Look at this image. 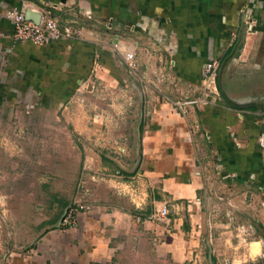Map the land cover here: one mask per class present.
<instances>
[{
  "label": "crops",
  "instance_id": "obj_1",
  "mask_svg": "<svg viewBox=\"0 0 264 264\" xmlns=\"http://www.w3.org/2000/svg\"><path fill=\"white\" fill-rule=\"evenodd\" d=\"M1 1L8 8L21 6L20 0ZM29 1L72 26L76 35L42 47L13 45L12 25L0 16V161L7 158L13 165L15 154L25 152L26 140L8 131L26 129L16 121L34 109L67 118L74 131L86 135L84 140L95 135L89 127L99 126L96 121L107 130L126 122L132 111L128 101L120 109L100 110L113 118L94 115L92 121L73 103L97 60L105 84L130 99L123 85L130 81L132 61L140 101L137 154L129 169L105 153L101 160L142 184L141 198L133 211L88 205L74 213L69 227H62L66 206L47 229L25 240L17 237L15 223L9 225L8 213L0 218V264H111L124 252V242L138 255L139 245L152 240H164L161 252L174 251L168 241L183 245L185 257L204 237L210 244L221 242L222 253L209 248L215 264H264V145L259 141L264 110L236 109L222 99L182 113L164 100L165 95L186 100L200 94L201 68L212 59L219 67L228 59L222 86L231 99L264 100V95L242 90L249 82L264 83V0ZM156 91L162 95L154 96ZM12 146L21 148L10 153L5 147ZM9 168L13 171L0 169V182L13 187L17 172ZM26 186L16 187L29 193ZM5 205L12 209L9 202ZM163 205L165 218L158 216Z\"/></svg>",
  "mask_w": 264,
  "mask_h": 264
},
{
  "label": "rangeland",
  "instance_id": "obj_2",
  "mask_svg": "<svg viewBox=\"0 0 264 264\" xmlns=\"http://www.w3.org/2000/svg\"><path fill=\"white\" fill-rule=\"evenodd\" d=\"M95 63L97 65L93 66L87 84L85 83V86L76 92L78 95L74 99V106L76 109H83L85 117H90V121H92L94 115L113 118L110 111L104 110L105 113L102 114L100 110L120 109V107H124L125 101H128L130 103L127 104V109L132 111L126 122L112 124V129L107 130L104 126L99 128L100 123L96 121L99 126L89 127L91 131L94 130L92 132L95 135L90 134L91 139L84 140L83 137L86 135L74 131V127L67 123V118L65 120L60 114L45 113L39 109H34L30 115H24L20 121L18 119L16 121V125L19 122L26 129L8 131L12 138L21 139V142L24 138L27 146L26 154L25 152L22 153V149L19 154H15L17 156H14L13 165L7 158L0 161V169L3 168V171L12 172L13 170L9 168L12 166L17 172L15 178H11L13 187L12 185L8 187L6 180L0 182V218H7V214L10 213L9 225L12 227L15 223L16 235L20 239L25 240L28 236L36 237L43 229H47L48 225L57 220L63 208L66 206L73 207L74 202L78 199L84 208L99 203L100 205L108 204L111 207L117 206L127 211H133L135 205H139L141 198L139 188L142 184H135L134 179L114 172L105 165L103 159L101 160V154L105 153L108 158L110 156L113 158L112 160L120 163L125 169L131 168L135 160L136 143L137 140L140 142L139 134L141 133L138 131L139 126L135 113L136 109L140 107V101L136 98L135 88H133L136 85V70L129 69L130 81L126 83V86L123 85L125 88L128 87L130 91L129 99L125 93L123 97L118 96L119 93L115 92L113 86L110 87L105 84L101 77L103 69L98 60ZM230 85L227 84V87ZM242 90L245 91L246 95H264V83L249 82L243 86ZM161 95L162 93L157 91L154 93V96L157 97ZM220 95H222L221 92ZM166 97L169 96L165 95L164 100L170 102L169 104L174 109H195L194 104H183L186 102L184 98ZM202 97L203 87L200 94L198 92L194 95L196 99H202ZM220 101H222V97ZM210 105H213L212 101L207 102L206 105L200 106L199 104L198 108ZM46 139L52 140L53 143H47ZM55 139H57L58 144L54 143ZM5 148L11 150L10 153H15L13 151H18L21 147ZM125 151L126 154L123 153ZM22 154L25 156H20ZM3 160L6 161L3 163ZM45 170L48 173H45ZM93 176L95 180L92 179ZM23 182L27 183L26 187L30 190L29 193H22V191L17 190L16 186H20ZM6 189L13 191L7 193L5 192ZM8 202L12 207L11 210L5 209L7 207L5 204ZM23 205H28L26 206L28 209H24ZM45 221L47 224L45 223L44 226L42 223ZM62 227H68V225ZM241 238L244 239L245 237L242 235ZM25 242L21 241L20 243L24 244ZM171 242L168 241L171 245L170 249L174 248L172 252H170L171 250L161 252L162 248L164 249V244H162L164 240H152L150 244L143 242L138 247L140 250L138 255L129 251L131 248L133 249L129 242H124L122 247L124 252L115 258L111 264H215L209 258V248L212 247L214 251L217 249L221 251V242L210 244L204 237L198 246H192L193 253L191 255L186 254L185 257H182L183 245H172ZM246 242L247 240L241 242L243 248ZM158 248L159 251H156ZM258 248L259 246L255 244V252ZM179 253L181 255H178ZM222 257H226L225 254ZM221 264L223 263L221 262Z\"/></svg>",
  "mask_w": 264,
  "mask_h": 264
},
{
  "label": "built area",
  "instance_id": "obj_3",
  "mask_svg": "<svg viewBox=\"0 0 264 264\" xmlns=\"http://www.w3.org/2000/svg\"><path fill=\"white\" fill-rule=\"evenodd\" d=\"M21 6L19 8H8L4 6L0 0V16L12 25V32L10 35L11 43L13 45L29 43L36 47H42L51 44L56 41L73 39L76 32L72 26L62 25L59 19L54 18L49 12L38 11L29 0H20ZM29 11L33 14L40 15L39 21L35 22L26 17V12ZM252 22V20H251ZM253 31L252 24L249 25V32ZM129 68L134 69L132 61L128 62ZM218 61L212 59L208 61L201 68V85L203 87L202 99H196L190 97L186 99L183 104H194L195 108H198L199 104L206 105L207 102L212 101L217 103L220 101L221 95L217 87V75H218ZM199 103V104H198ZM186 107V106H185ZM182 113H185L188 109H179ZM264 112V111H263ZM262 125L264 126V113L262 114ZM259 141L264 145V137H260ZM93 180L94 176L92 177ZM136 208L140 205L136 204ZM78 209H84V206L80 203V200L74 202L73 207H69L61 221L63 226L71 225V219ZM158 216L165 218L168 216V209L166 205H163L158 212ZM241 232H244L243 228ZM243 242L245 240L243 239ZM6 264H11L6 262Z\"/></svg>",
  "mask_w": 264,
  "mask_h": 264
},
{
  "label": "water",
  "instance_id": "obj_4",
  "mask_svg": "<svg viewBox=\"0 0 264 264\" xmlns=\"http://www.w3.org/2000/svg\"><path fill=\"white\" fill-rule=\"evenodd\" d=\"M26 17L35 21V22H38L39 21V18H40V15H34L33 13L27 11L26 12ZM228 62V59H225L220 67H219V70H218V79H217V84H218V88L222 94V97L224 98V100L229 104L231 105L232 107L236 108V109H247V108H252V107H255V108H258V109H261V110H264V100H258V101H249V102H244V103H240V102H237L233 99H231L225 92V90L223 89V86H222V75H223V71H224V68L226 66Z\"/></svg>",
  "mask_w": 264,
  "mask_h": 264
},
{
  "label": "trees",
  "instance_id": "obj_5",
  "mask_svg": "<svg viewBox=\"0 0 264 264\" xmlns=\"http://www.w3.org/2000/svg\"><path fill=\"white\" fill-rule=\"evenodd\" d=\"M221 97H222V95H221ZM222 99L224 100V98L222 97ZM225 101V100H224ZM249 109H256V108H249ZM263 239H264V237H263Z\"/></svg>",
  "mask_w": 264,
  "mask_h": 264
}]
</instances>
